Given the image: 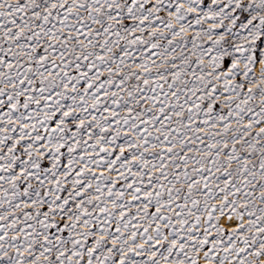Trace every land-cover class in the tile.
<instances>
[{
  "label": "snow or ice",
  "instance_id": "6c2138e0",
  "mask_svg": "<svg viewBox=\"0 0 264 264\" xmlns=\"http://www.w3.org/2000/svg\"><path fill=\"white\" fill-rule=\"evenodd\" d=\"M0 264H264V0H0Z\"/></svg>",
  "mask_w": 264,
  "mask_h": 264
}]
</instances>
